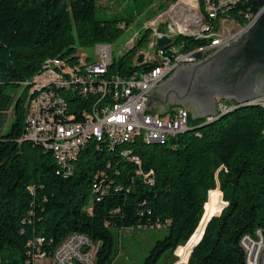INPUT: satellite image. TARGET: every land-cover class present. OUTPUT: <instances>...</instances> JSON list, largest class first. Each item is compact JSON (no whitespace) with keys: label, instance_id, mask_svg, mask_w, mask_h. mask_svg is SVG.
Listing matches in <instances>:
<instances>
[{"label":"trees","instance_id":"trees-1","mask_svg":"<svg viewBox=\"0 0 264 264\" xmlns=\"http://www.w3.org/2000/svg\"><path fill=\"white\" fill-rule=\"evenodd\" d=\"M97 5L0 0V264H32L37 252L50 257L72 234L98 245L94 264H117L115 232L153 228L165 234L140 264H243L240 237L264 230L262 108L231 110L199 128L203 121L189 114L186 131L161 144L92 141L70 171L41 146L21 140L26 102L9 89L23 88L46 60L70 57L76 46L113 44L128 29L130 20H97ZM262 7L264 0H240L224 15L244 27ZM147 37L113 61L109 75L146 70L132 60ZM180 40L183 51L209 42ZM73 104L81 110L89 100L75 97Z\"/></svg>","mask_w":264,"mask_h":264},{"label":"built area","instance_id":"built-area-1","mask_svg":"<svg viewBox=\"0 0 264 264\" xmlns=\"http://www.w3.org/2000/svg\"><path fill=\"white\" fill-rule=\"evenodd\" d=\"M239 1L190 0V4L170 5L164 14L153 19L155 29L147 28V48L155 49L151 53L139 50L132 60L133 65H144L146 70L133 72L129 76L109 75L113 62L112 45L106 43L93 45L91 57L73 54L67 58L46 60L42 70L23 84L28 98L21 140L35 139V144L44 150L52 148L63 158V167L70 171L72 162L89 142H103L112 147L131 143L138 138L161 144L175 136V130L188 127V112L182 107H173L163 116L154 114L153 110L145 109L149 103L146 93L161 84L177 67L199 63L234 40L256 14L246 17L244 27H238L227 17L215 18V10L230 9ZM212 19L227 21L238 30L232 34L229 31L226 34L218 32L214 42H205L200 47L183 51V40H175L186 38L203 41L204 32H210ZM160 37L169 39L165 45L173 46L172 61H165V45L155 46V39ZM135 42H127L125 51ZM196 53L200 54L199 59L194 57ZM139 54L142 55L140 64L136 63ZM73 97L89 100V107L78 110L73 104ZM251 104L264 106V93L252 100ZM232 106L236 104L231 100L216 101L213 118ZM122 155L128 156L129 152L125 151ZM130 160L138 164L136 157H130ZM238 245L243 254V264H250L253 258H260V264H264L263 229H255L251 234L241 236ZM97 252L98 245L86 235L72 234L56 247L50 257L37 252L33 254L31 262L94 264Z\"/></svg>","mask_w":264,"mask_h":264},{"label":"water","instance_id":"water-1","mask_svg":"<svg viewBox=\"0 0 264 264\" xmlns=\"http://www.w3.org/2000/svg\"><path fill=\"white\" fill-rule=\"evenodd\" d=\"M168 42L165 37L156 38L155 46ZM194 57L199 59L200 54ZM141 62L139 54L136 63ZM263 93L264 7L234 40L199 63L177 67L166 80L148 91L149 103L145 109L158 107L162 113L168 105L182 107L190 113L191 119L203 121L199 128L207 124L206 119L215 116L216 101L231 100L236 104L233 110H237L255 106L251 101Z\"/></svg>","mask_w":264,"mask_h":264},{"label":"rangeland","instance_id":"rangeland-1","mask_svg":"<svg viewBox=\"0 0 264 264\" xmlns=\"http://www.w3.org/2000/svg\"><path fill=\"white\" fill-rule=\"evenodd\" d=\"M173 3L188 4L190 0H98V7L95 18L99 21H121L130 20L129 27L124 31L123 35L112 45V59L116 61L121 53L125 51L124 46L129 41H137L141 35L147 32L148 29H155L153 19L164 14ZM215 18H226L224 13H219ZM215 33L221 32L230 34L237 32L238 27L224 22V20L215 19ZM159 27H157V30ZM74 54L82 56L88 55L91 57L92 49L75 47ZM155 48L148 49L147 43L143 42L140 50L151 53ZM168 78V77H167ZM166 78V79H167ZM165 79V80H166ZM15 98L24 97L27 102L28 93L23 92L22 86L16 89H9ZM177 106H170L168 108ZM154 114H159V108L153 110ZM188 114H190L188 112ZM191 116V115H190ZM9 120L6 128L11 124ZM207 201V197H206ZM206 203V202H205ZM165 234L163 229H123L115 232V237L120 242V255L117 264H140L143 258L147 255L149 249L155 240L161 238ZM178 261V260H177ZM175 262L174 264H176Z\"/></svg>","mask_w":264,"mask_h":264},{"label":"bare ground","instance_id":"bare-ground-1","mask_svg":"<svg viewBox=\"0 0 264 264\" xmlns=\"http://www.w3.org/2000/svg\"><path fill=\"white\" fill-rule=\"evenodd\" d=\"M179 4V3H178ZM190 4V3H188ZM226 9H216L215 10V17L219 14V13H224ZM212 25V21H211V24H210V32H204L203 34V40H206V41H209V42H214L215 41V34H218V33H215V30H214V27L211 26ZM172 59H174V48L172 45H165V61H172ZM75 97H73V100H74ZM257 107H260L264 110V106L263 105H259V104H253ZM235 108V106H232L229 108L228 111H225V112H222L220 114H218L215 118L213 119H208L204 122L206 123H210L212 121H215L220 115H223L224 113H227L231 110H233ZM188 128V127H187ZM179 129V130H175V136L178 135V134H181L183 133L184 131H186V129ZM174 136V137H175ZM138 139V138H137ZM25 141H28V142H32L35 144V139H31V138H24ZM143 140V139H142ZM146 144H159L158 141H145L143 140ZM113 146H116V145H113ZM45 151L47 152H50V154H52L60 163H63V158L59 157L55 152L54 150H52V148H45ZM262 254H264V246L262 247ZM250 264H260V258H253L252 261L250 262Z\"/></svg>","mask_w":264,"mask_h":264}]
</instances>
